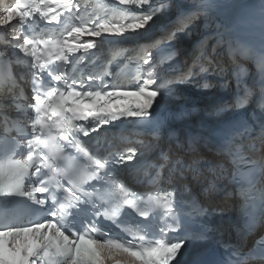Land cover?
Returning <instances> with one entry per match:
<instances>
[{
  "label": "snow or ice",
  "instance_id": "6c2138e0",
  "mask_svg": "<svg viewBox=\"0 0 264 264\" xmlns=\"http://www.w3.org/2000/svg\"><path fill=\"white\" fill-rule=\"evenodd\" d=\"M117 2L124 7L104 9L95 16H82L76 0H9L7 4H0V26L12 30V38L5 39L4 44L23 53V57L17 56L18 68L30 63L28 75L31 101H34L29 103L24 94L26 76L6 73L5 80L11 84L3 99L10 101L18 113H27L30 109L31 131L25 129L22 121H16L15 131L21 140L26 139V145L18 143L16 136H5L0 145L3 156L0 160V198H3L0 199V264H107L108 261L112 264H185L183 256L188 246L208 234L207 227L199 221L207 210L195 199H186L176 187V181L184 179L186 173L191 172L194 178L201 174L198 159L186 164L178 156L166 177L162 175L165 165H160V170L148 181L146 193L137 192L119 179L117 169L133 161L138 149L129 145L121 150L107 141L103 145L89 141L101 126L128 120L157 141L165 134L170 137L174 134L172 123L186 119L189 114L170 111L162 115L161 101L176 97L174 84L195 73L190 69L185 75L164 78L159 65L153 62V50L168 42L171 50L168 59H175L179 54L175 48L179 34L202 12L219 5L201 2L193 6L197 11L188 12L184 5H171L162 0ZM169 7L178 9L176 23L160 40L140 46L134 58L137 71L129 84H106L107 74H89L86 81L75 79L61 67L70 63L72 54L82 53L83 61L84 54L97 47L94 39L82 40V37L136 35L151 27ZM260 7L264 13V0ZM37 14L49 23L61 24L66 19L74 22L62 32L45 33L43 39L29 35L26 30H16L14 21L26 29L37 19ZM202 56L203 53L194 65L200 64ZM200 70L207 72L208 68L201 64ZM85 86L89 90H84ZM210 86L207 81L203 84L205 88ZM127 97L139 99L130 101ZM115 100L125 102L110 103ZM244 102L243 98L237 99V105ZM4 124L7 133L10 131L8 118ZM248 131L233 132L221 147L234 165L229 176L234 182L247 179L257 163L253 158L236 154L241 147L237 138L243 139ZM259 137L264 140V125ZM199 139L189 133L185 150L196 151ZM178 147L184 145L178 142ZM22 148L26 149V156L16 159ZM70 149L74 150L73 155L69 154ZM162 158L169 159L167 154H162ZM239 161L253 167L241 172ZM260 167L264 170V164ZM224 174L221 167L220 175ZM33 177L37 186L25 191L26 180ZM97 184L105 188L106 194H101ZM214 188L213 181L208 190ZM38 193L42 194L41 198H37ZM16 197L30 200L32 205L24 207L41 215L22 218L24 214L17 211L20 204L13 200ZM130 213L143 219H134L128 226H122V217ZM105 221L120 232L113 233ZM256 245L258 256L252 250L245 254L239 246L225 244L226 249H232L226 264H248L250 258L264 264V237Z\"/></svg>",
  "mask_w": 264,
  "mask_h": 264
},
{
  "label": "bare ground",
  "instance_id": "6f19581e",
  "mask_svg": "<svg viewBox=\"0 0 264 264\" xmlns=\"http://www.w3.org/2000/svg\"><path fill=\"white\" fill-rule=\"evenodd\" d=\"M260 5H261V0H255L251 4V6H250L251 9L249 10V11H251L250 14H252V16L250 17V20L248 22L250 24H252L253 27L251 30L248 31L246 40L252 39L250 37L255 36V38H256L255 39V46H254L255 50H258L259 46L264 45V23H262V20H264V13L261 12ZM173 8L174 7H172V9L170 8V10L173 11L174 10ZM167 12H168V10L165 9L161 13L162 16H159L155 21H158V20L164 18L165 16H168L169 12L168 13ZM212 22H214V19L209 17L208 15L201 16L199 21H196V22H194L195 24L189 26V28L192 29L191 31L180 33L179 37H180V39L183 38L187 42L191 43L198 38L200 33L204 32V30H202L203 28H205V29L211 28L210 25L212 24ZM174 24L175 23H172L170 28H172V26ZM255 27L260 28L261 31L259 33H257ZM200 28H202V29L199 31ZM204 36L205 35H203L202 37H204ZM246 40H244L242 44H244L246 42ZM225 45L231 47L232 49H236V51L239 50L238 53H241V55H239L236 52H233V50H230L229 55L222 54V59L224 57L228 58L227 64L224 65L222 68L230 70V72H233L232 74L234 75V78H233V80L229 81V87H231V84L235 85V87L232 86V89H234L239 85L240 82H242L244 80V78H245L244 76L246 73L245 69L243 72L239 73L240 71H237L236 68L240 64H243L245 67L249 66V64L251 62L246 61L245 56L248 58H251L253 60V55L248 53L249 50L252 49L253 47L249 46V48L246 47V48H242V50H240L241 49L240 47H238L237 45H232V43L229 40L226 41ZM187 62H188V66L185 68L184 74H178L176 77H179L181 75H185V73H188V71H187L188 67H190L191 65H194V61L192 60V58H188ZM196 65H195V67L199 68V74H195V75H197L198 77H201L202 75H207L210 73L215 74L212 70L207 71V72H201V70H200L201 64H196ZM179 68H181V67H179ZM195 75H193V76H195ZM205 81H209V84L211 82L213 85H218V83H216L215 81H212L211 79L202 80V82H205ZM202 82H199V83H202ZM196 83H198V82H196ZM203 155L204 156H210V153H204Z\"/></svg>",
  "mask_w": 264,
  "mask_h": 264
},
{
  "label": "rangeland",
  "instance_id": "374dc122",
  "mask_svg": "<svg viewBox=\"0 0 264 264\" xmlns=\"http://www.w3.org/2000/svg\"><path fill=\"white\" fill-rule=\"evenodd\" d=\"M171 7L167 8V9H170ZM241 54V53H240ZM245 56V55H244Z\"/></svg>",
  "mask_w": 264,
  "mask_h": 264
}]
</instances>
